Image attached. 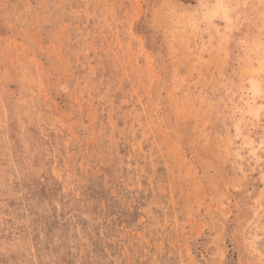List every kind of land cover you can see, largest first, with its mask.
Wrapping results in <instances>:
<instances>
[{
	"label": "rangeland",
	"instance_id": "rangeland-1",
	"mask_svg": "<svg viewBox=\"0 0 264 264\" xmlns=\"http://www.w3.org/2000/svg\"><path fill=\"white\" fill-rule=\"evenodd\" d=\"M0 264H264V0H0Z\"/></svg>",
	"mask_w": 264,
	"mask_h": 264
}]
</instances>
